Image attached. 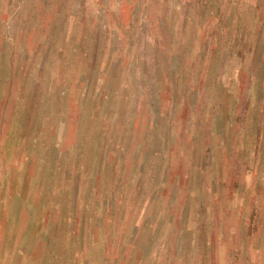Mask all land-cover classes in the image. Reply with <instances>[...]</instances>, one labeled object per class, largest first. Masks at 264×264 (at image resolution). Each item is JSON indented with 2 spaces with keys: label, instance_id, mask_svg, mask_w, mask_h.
<instances>
[{
  "label": "rangeland",
  "instance_id": "1",
  "mask_svg": "<svg viewBox=\"0 0 264 264\" xmlns=\"http://www.w3.org/2000/svg\"><path fill=\"white\" fill-rule=\"evenodd\" d=\"M0 264H264V0H0Z\"/></svg>",
  "mask_w": 264,
  "mask_h": 264
}]
</instances>
